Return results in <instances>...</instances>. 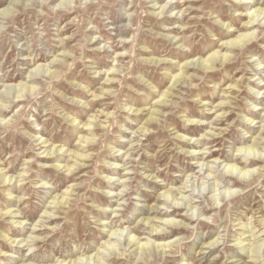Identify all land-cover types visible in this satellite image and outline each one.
Wrapping results in <instances>:
<instances>
[{"label": "rangeland", "instance_id": "obj_1", "mask_svg": "<svg viewBox=\"0 0 264 264\" xmlns=\"http://www.w3.org/2000/svg\"><path fill=\"white\" fill-rule=\"evenodd\" d=\"M238 1L21 0L12 4V0H0V95L11 97L13 88L8 85L25 82L27 70L37 64L54 58L59 63L38 71L35 82L29 83L35 88L25 90L21 101L0 116L4 118L0 120V168L13 184L7 190L0 182V214L8 208L19 211L16 218L0 216V264L64 263L61 260L67 264L78 257L80 264H236L231 262L236 257L247 264H264V162L250 166L254 170L260 167L261 172L245 176L252 180L250 184L225 173L228 159L237 148L250 145L252 137L258 152L264 154V143L260 144L264 141L260 134L264 88L255 93L264 87V17L257 21L261 26L253 28L257 36L252 44L230 52L233 58L214 72L188 70L193 81L173 90L162 115L155 114L156 120L145 126V135L138 131L157 94L177 73L178 62L217 49L221 40L236 35L232 31L227 36V24L234 31H243L246 18L237 13L264 7V0H246L249 3L244 5ZM163 4L168 10L157 17V7ZM170 13L176 16L162 19ZM224 22L226 26H220ZM168 34L184 44L170 41ZM150 57L165 63H150ZM33 58L38 60L33 62ZM166 62H172L174 69ZM111 69L117 71L113 83L106 85ZM50 70L55 75L48 76ZM101 89L107 93L100 94ZM220 101L231 103L218 108ZM129 107L146 110L136 116ZM222 113L225 117L218 115ZM73 116L81 123H72L69 117ZM243 117L254 122L245 125ZM188 118L203 124H188ZM93 119L97 123L93 133L82 131L86 129L81 126ZM178 134L192 138L195 144L199 141L194 145L200 152L195 158L182 152L190 147L176 138ZM80 135L93 138L92 144L80 142L90 158L73 173L53 167L52 163L73 165L72 152H81ZM42 140L60 153L59 161L44 157L45 147L38 145ZM236 157L240 163L243 155ZM112 166L115 172L110 170ZM22 174L25 179L16 183ZM107 177L112 178V186ZM71 186L75 188L69 203L53 212L54 201ZM118 192L119 198L115 196ZM160 193L187 204L189 210L181 207L167 216L187 227H169L165 239L155 240L139 219L156 217L158 206L173 209L161 204ZM115 208L116 217L111 213ZM44 211L55 213L56 218L48 221L42 216ZM39 219L46 220L47 229L32 231ZM11 220H23L24 227ZM112 230L116 233L109 237ZM4 234L20 239L21 244L10 247ZM132 235L149 244L180 240L171 251L158 249L149 260L135 262V253L128 255L127 251L134 248L124 243ZM214 238L219 242L215 249L201 250L204 242ZM260 244V250H253ZM112 251L124 257L113 258Z\"/></svg>", "mask_w": 264, "mask_h": 264}, {"label": "bare ground", "instance_id": "obj_2", "mask_svg": "<svg viewBox=\"0 0 264 264\" xmlns=\"http://www.w3.org/2000/svg\"><path fill=\"white\" fill-rule=\"evenodd\" d=\"M20 1L21 0H12V4H19L17 2H20ZM25 1H28V0H25ZM62 1H65V0H62ZM238 3L241 4V5H244V4H247L249 2H247L246 0H240V1H238ZM23 4L27 5L24 2H23ZM65 4L67 5V9L70 10L71 9L70 5H68L67 3H65ZM257 4L258 3H256V5ZM155 5H156V3H154L152 5V7H155ZM165 5L166 4H163V5H159L157 7V8H160L159 12L155 13L157 17L158 16L160 17L165 12H167L168 8L165 11ZM171 5L172 4H170L169 7H171ZM60 6H62V5L60 4ZM7 9H10V8H7ZM8 12H9V10H8ZM5 13L6 12L2 11L1 14L3 15ZM171 15H172V13H170V15H168V16H163L162 19L168 20L167 17H172L173 15L172 16ZM236 15H242V16H244L246 18L244 23H243V25H242V28H243L242 30L243 31H240V29H237L236 31H234L235 29L234 30L232 29L231 23L227 24V26H226V24L224 22L220 26H222V27L226 26V28H227V31H226L227 36L231 35L232 31L235 32L236 35H234V37H231V38L225 39V40H221V42H220V44H219L217 49H215L213 51H210L209 53H207V54H205V55H203L201 57H197L195 59H186V60L182 61L181 63H179V62L177 63V65H176L177 66V73L172 74L169 77V85L167 86V88L165 90H163V91H160L157 94L158 97L153 102L154 103L153 107H149L147 109V112L145 114V115H147V118L144 120L142 125L138 128V131H139L140 135H145L146 134V132L148 131V128H146L145 126H147L148 124H151L154 120H156V118L154 117L155 114L156 115H162L161 113L163 112V108L167 106L168 97H170L173 94V90L176 87L181 86L185 82L193 81L192 80L193 76L189 75L187 73L188 70H190V69H196L197 70L198 69L199 71L204 72V73H206V72L207 73L214 72L215 68L217 66H225L233 58L230 52H233L234 50L241 51L246 46H248V45L253 43V39L257 36V35H255V31L253 30V28L259 27L260 23H258L257 21H260L259 17L261 15H262V18L264 17V7L256 6V7L253 8V10L250 13L249 12H246L244 14L237 13ZM175 16L176 15H174L173 17H175ZM216 21H220V20L217 19ZM167 29H171V28H167ZM166 36H169V34L166 35ZM169 40L173 41L175 44H177V42H179V41H181L182 44H184V41L181 40V38L179 40H176L175 36H171V37L169 36ZM180 47H181V45H180ZM228 51H229V53H228ZM23 59H25V58H23ZM37 60L38 59L33 58V62H36ZM147 60L150 63L151 62H162V63H165L164 59H155L154 60L153 57L147 58ZM28 61H32V59L29 58ZM56 61H57V58H54L47 64H37L35 67L27 70V74H26V76H24L25 82H19L18 84H10V85H8V88L9 87L13 88V94L11 95V97L3 96L5 94H3L2 96L0 95V116H4V114L8 111V109L13 106V103L15 101H17V102L21 101L19 98H21L24 95V91L25 90H27L29 88H35L34 86H32V84H29V83H34L35 82V78H33V77L37 74L38 71L48 70L50 63H52V65L53 64L54 65H58L59 63H58V61L57 62ZM166 63H168L167 66L169 67V69H171V70L174 69V65L172 64V62H166ZM114 70L113 69L109 70L110 73L107 74V77L105 78V81L108 82V83H105L106 85H111L113 83V78H114V76L116 74V71H117V70L116 71H114ZM55 72H56L55 70H52V71L50 70L48 76L55 75ZM252 83L254 85H256V86H259V83H255L254 80H252ZM228 87L231 90L234 89V85H229ZM263 88L264 87H260V89L255 91V93L259 94ZM11 90H8V91L11 92ZM106 93H107V90L101 89V93L100 94H106ZM7 94H8V92H7ZM95 96L97 97L98 95H95ZM7 98H10V100L7 101ZM77 102H79V101H77ZM198 102H201V101H198ZM229 103H231V102L230 101H220L217 104V107L218 108L228 107ZM202 105H207V104H206V102H204V103H202ZM254 107L255 106H253V109H254ZM253 109L251 110L252 112L254 111ZM145 110H146V108H142L141 109L139 107H136V108H132L131 107L129 111H131V114L134 113L133 115H136V116L138 115L139 116ZM207 110H209V108ZM262 110L264 111V108H262ZM218 115H221L220 117H225L226 114L222 113V114H218ZM262 117H264V112L262 114ZM69 118H70L69 120H71L72 123L77 122L76 119H75L76 118L75 116L69 117ZM93 118H96V117L94 116ZM2 119H4V118H2ZM2 119H0V120H2ZM5 119H7V118H5ZM6 121H9V120H6ZM12 121H14V120H12ZM185 121L188 124H196V125H202L203 124L202 122L195 121V120L189 119V118L185 119ZM253 122H254L253 119L250 120L249 118L243 117L242 123H244L245 125L250 126ZM80 123H81V121H78L76 123V125H78ZM96 124L97 123L94 122V119L93 120H88L86 124L84 123V125L81 126V129H86V130H82V131H84V132L86 131V133L92 134L94 129H95ZM84 126H87V128H84ZM260 132H261L260 134H262V135L264 134V124L262 125V128H260ZM207 135L215 136L214 133H210V132H208ZM176 138L182 144H186V146L190 147V149H187V150L182 149V150H184V151H182L184 154H187L188 156H191V157L195 158L196 155H198L200 153L199 151H197L196 146H194V145H197L199 143V141H198V143L195 144L194 141L192 140V138H186L185 136H183L181 134H178ZM252 138H253L251 140L252 143L250 145H245V146H241V147L237 148V152H236V154H234V157L228 159L229 163H226V165L224 164L226 166L225 173H227V175L235 177L236 180L238 182H241L242 184H250L251 181H252L250 179L249 180L245 179V176L250 175L252 173H254V175L258 176L261 173V172H258L260 170V167L259 168L257 167L256 170H254L255 168L254 169H250V166L255 164L256 162H259V161L260 162H264V154L261 155V153L258 152V148L259 147H255L256 138L255 137H252ZM39 139L40 138H36L35 141H37ZM203 139H205V138H203ZM80 142L92 144L91 142H93V138L92 137H88L87 135H80L79 136V146H78V148L81 150V152H78V151H73L72 152V156H74L75 159H76V161H74L73 165H68L67 166L65 164L61 165L60 163H57V164L56 163H52L51 165L53 167H55L56 169L64 168V171H69L71 173H73L75 169L81 168L84 165V163L86 162V160H88L90 158V155L83 153L84 152L83 149L85 148V146H83ZM46 143H47V140H42V141L38 142V145H41L40 147H45L43 149V151H42V153L43 152L46 153V155L44 157H46L48 159H52L53 161H59L60 153L55 152L56 149L54 148V146H51V144H46ZM262 143H264V141H262L260 144H262ZM58 150L61 151L62 150V146H60V148H58ZM241 150L246 151V154H241V153L238 154V151H241ZM201 153H204V152H201ZM237 155H240V156L243 155L242 159L240 160V163H237V161H236L237 159H239L238 157H236ZM113 157L114 158H118L117 155H113ZM238 164H240V165H238ZM2 169L3 168H0V182L3 183V185H5L7 187L6 188L7 190H12L13 189V184L9 183V182H11V180H10L11 178L10 177L8 178L5 173H2L1 172ZM110 170L112 172H115L116 171L115 166H112ZM23 176H25V175L22 174V175H20V177H18V179L16 178V183H19L23 179H25V177H23ZM149 176L150 175H148V177ZM151 179L152 180L154 179V182L155 181L157 182L156 176H151ZM106 182L109 184V186L113 185L112 178H110V177L109 178L107 177ZM110 183H112V184H110ZM226 184H228L229 186H234L236 184V182H232V183L227 182ZM120 186H124V184H120ZM74 188H75L74 186L69 187V189H67V190H65L63 192V196H60V198L58 197L56 199L57 201L56 200L54 201V202H56V204L53 205L54 206L53 207L54 209H52L53 212H55V213L59 212V208L60 207H65V205L69 203L68 199H70V198H68V197H69V195H71V193L74 190ZM122 189H120V191H123ZM110 193L111 192L107 191L106 192L107 196H109ZM162 193H160L158 195L157 199L159 201H161V204H165L166 207H173V209L169 210V209H164V208L158 206V207H156V211H155V213L157 214L156 217H154V218L153 217H151V218L150 217H145V218L139 219L141 222L144 223V225H146L148 228H150L149 236L153 237L155 240L156 239H158V240L165 239L167 237V234L170 232V231L167 230V228H169V227L170 228L171 227H177L179 230H182L184 227H187V225L185 223H183L181 221L174 220V219H172L170 217H167L168 215H170V213L174 212L175 209H178V208H181V207L183 209L189 210L187 208L188 206H186L187 204L185 205L183 202L179 203V202H177V200H174V199L173 200H168V198L166 199V196H163ZM165 193H170V191L166 190ZM119 195H121L120 192L115 194V196L118 197V198H119ZM162 196H163V198H162ZM54 202H52V203H54ZM49 208H51V207H49ZM160 209H164V210L161 212ZM14 210L11 209V208H8V209L4 210L3 212H1L0 216L11 217V218L19 217V215H18L19 213L16 214V212L18 210L15 211V212H14ZM116 211H117V208H115L114 210L111 211V213L113 214L114 217L117 216L116 215ZM54 214H49L46 211H44V214L42 216L44 218H48V221H53L56 218V217H54ZM158 215H160V216H158ZM45 222H46V220L39 219L38 220V224L36 226H39L40 228L36 229V226L32 227L33 228L32 231H38V230L43 229L41 227H44L45 229H47V227L45 226ZM11 223H13V224L16 223V225H18L17 227H20L22 225L24 227L23 220H11ZM101 224L102 225H106L107 222H101ZM117 232L119 233L118 230H117ZM115 233H116V230L110 231L109 237L111 235H114ZM3 237L6 239V241L9 242L10 247H13L11 244L16 243L15 244V246H16L17 244L20 243V239L19 240H16L14 238L12 239L11 237H8V235H6V234H4ZM34 238L36 239V241H38V237L37 236L34 237ZM22 240H24V239H22ZM22 240H21V242H22ZM179 240L180 239L176 237V238H173V239H169L167 241H160V242L153 241L152 244L151 243L149 244L147 242H142L139 237H135V235H132L131 237H127L126 236L124 243H126L129 247H133L134 248V250H131V251H129V249H127L128 255H130L131 253L134 252L135 253L134 254L135 257H136V255H137V257L136 258L134 257L133 259L136 260L135 262H138L139 259H145L146 260L150 254L154 253L155 251L157 252L158 249L161 250L163 253L164 252L166 253L167 251H171L172 247L175 244V242L177 243ZM237 243H241V242L237 241ZM218 244H219V242H218L217 238L211 239V240H209L207 242H204L202 244L201 250L209 249L211 251L212 249H215L218 246ZM17 247H19V246H17ZM260 247H261V244L253 246L252 248H253V250H255V249L256 250H260ZM110 248H112V247H110ZM109 251H111V249L108 250V252ZM113 251H114V249H113ZM113 251H112V253H114L113 258L121 257V256L124 255L122 253H119V251L118 252H116V251L113 252ZM200 253L204 254V253H208V252L202 251ZM126 254H125V256H126ZM4 255L10 256L9 254H4ZM87 258H88V256H87ZM108 258H109V256H108ZM79 260H80V257H78L76 259H73V260H69L67 262V264H80ZM148 260H149V258H148ZM240 260H241V258H237L236 257L235 259H232L231 262H234L236 264H247L245 261H240ZM60 262L61 263L64 262L62 264H66V262L63 261V260H61Z\"/></svg>", "mask_w": 264, "mask_h": 264}]
</instances>
